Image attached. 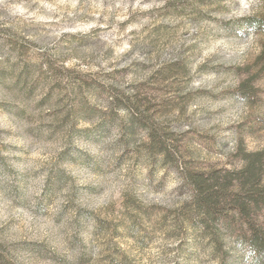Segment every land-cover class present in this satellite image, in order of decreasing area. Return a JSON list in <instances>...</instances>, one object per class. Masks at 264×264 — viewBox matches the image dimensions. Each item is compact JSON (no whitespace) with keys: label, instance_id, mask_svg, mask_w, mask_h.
I'll return each instance as SVG.
<instances>
[{"label":"rangeland","instance_id":"rangeland-1","mask_svg":"<svg viewBox=\"0 0 264 264\" xmlns=\"http://www.w3.org/2000/svg\"><path fill=\"white\" fill-rule=\"evenodd\" d=\"M263 120L264 0H0V264H253L182 174Z\"/></svg>","mask_w":264,"mask_h":264},{"label":"trees","instance_id":"trees-1","mask_svg":"<svg viewBox=\"0 0 264 264\" xmlns=\"http://www.w3.org/2000/svg\"><path fill=\"white\" fill-rule=\"evenodd\" d=\"M240 94L249 98V93ZM255 127L264 129V120L250 126L247 133L252 134ZM231 160L237 167L184 170L191 215L198 217V226L216 248L225 232L253 264H264V144L249 151L239 142Z\"/></svg>","mask_w":264,"mask_h":264}]
</instances>
